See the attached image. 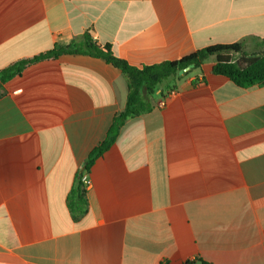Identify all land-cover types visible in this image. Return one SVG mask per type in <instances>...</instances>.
Wrapping results in <instances>:
<instances>
[{
    "label": "crops",
    "instance_id": "1",
    "mask_svg": "<svg viewBox=\"0 0 264 264\" xmlns=\"http://www.w3.org/2000/svg\"><path fill=\"white\" fill-rule=\"evenodd\" d=\"M85 35L137 67L256 52L264 0H0V72ZM206 65L128 119L89 172L126 108L121 70L63 53L0 82V264H264V86Z\"/></svg>",
    "mask_w": 264,
    "mask_h": 264
},
{
    "label": "trees",
    "instance_id": "2",
    "mask_svg": "<svg viewBox=\"0 0 264 264\" xmlns=\"http://www.w3.org/2000/svg\"><path fill=\"white\" fill-rule=\"evenodd\" d=\"M83 46L76 42L69 46L46 52L28 60L20 61L0 72V82H6L20 74L28 65L59 56L63 53L86 54L102 58L107 63L121 70L127 79L128 98L125 110L112 123L106 139L89 155L84 172H89L95 161L102 157L115 143L123 124L131 118L149 112L153 106L151 100L157 95L164 96L177 88L178 81L191 74L194 70L202 69L212 63L210 74L221 75L230 79L236 85L248 88L255 85L264 86V40L259 44L262 48L256 52L245 50L243 43L231 45H215L199 50L177 61L162 62L142 67L132 66L121 59L113 46L98 45L89 35L84 36ZM193 65L194 68L183 75L180 71ZM79 173L73 188L69 206L72 212L84 214L87 211V189L81 182ZM184 264H208L201 259L189 260Z\"/></svg>",
    "mask_w": 264,
    "mask_h": 264
},
{
    "label": "built area",
    "instance_id": "3",
    "mask_svg": "<svg viewBox=\"0 0 264 264\" xmlns=\"http://www.w3.org/2000/svg\"><path fill=\"white\" fill-rule=\"evenodd\" d=\"M171 93H174V90L171 91ZM81 173H82L81 182L83 183L84 187L88 189L91 185L89 176L87 173H84L83 171Z\"/></svg>",
    "mask_w": 264,
    "mask_h": 264
},
{
    "label": "rangeland",
    "instance_id": "4",
    "mask_svg": "<svg viewBox=\"0 0 264 264\" xmlns=\"http://www.w3.org/2000/svg\"><path fill=\"white\" fill-rule=\"evenodd\" d=\"M250 52H253L252 49L250 50ZM210 65H211V64H210ZM210 65H205L201 70L198 69V70H194L193 72L197 71V72H199V73H202L203 71H207V70H208V67H209Z\"/></svg>",
    "mask_w": 264,
    "mask_h": 264
},
{
    "label": "water",
    "instance_id": "5",
    "mask_svg": "<svg viewBox=\"0 0 264 264\" xmlns=\"http://www.w3.org/2000/svg\"><path fill=\"white\" fill-rule=\"evenodd\" d=\"M193 68H194L193 65H191V66L185 68L184 70L180 71V75H183L185 72H188V71H190V70L193 69Z\"/></svg>",
    "mask_w": 264,
    "mask_h": 264
}]
</instances>
